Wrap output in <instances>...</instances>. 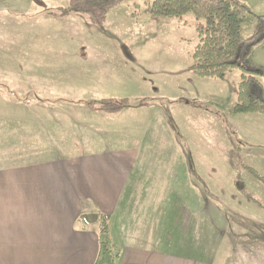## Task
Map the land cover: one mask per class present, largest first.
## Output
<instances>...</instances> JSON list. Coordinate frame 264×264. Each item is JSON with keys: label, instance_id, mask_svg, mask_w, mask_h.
<instances>
[{"label": "rangeland", "instance_id": "374dc122", "mask_svg": "<svg viewBox=\"0 0 264 264\" xmlns=\"http://www.w3.org/2000/svg\"><path fill=\"white\" fill-rule=\"evenodd\" d=\"M153 1L126 2L95 26L81 14H55L67 0H0V168L26 159L8 152L14 147L10 136L32 133L25 147L29 157L72 153L78 134L71 128L85 115L74 105L94 82L107 87L106 93L125 95L130 108L140 90L159 91L165 115L177 119L176 148L189 156L187 182L194 189L188 203L184 194L168 192L172 211L161 230L171 251L203 264H264V115L233 113L240 71L216 82L191 76L198 44L194 16H156ZM243 1L264 18V0ZM256 27V18H247L242 36ZM248 61L262 71L264 87V42ZM180 90L181 97H190V90L204 104L169 113L183 109L167 100ZM213 96L217 104L209 102ZM25 105L44 111L26 112ZM151 129L160 137L161 125Z\"/></svg>", "mask_w": 264, "mask_h": 264}, {"label": "crops", "instance_id": "0c3cea01", "mask_svg": "<svg viewBox=\"0 0 264 264\" xmlns=\"http://www.w3.org/2000/svg\"><path fill=\"white\" fill-rule=\"evenodd\" d=\"M81 91L74 111L85 115L71 128L78 134L72 153L29 157L25 147L32 133L9 137L14 147L8 152L26 159L0 168V264H95L98 226L81 219L97 215L110 218L112 240L121 250L118 264H203L171 251L162 233L172 211L168 192L184 194L188 203L194 190L187 182L189 156L176 148L177 119L162 110L160 100L166 99L148 88L140 90L137 105L106 114L99 102L125 95L106 93L96 82ZM183 91L167 99L170 107L183 109L169 113L204 104L190 90L185 92L190 97H181ZM213 97L209 102L217 104ZM154 125L162 126L160 137L154 136ZM136 129L140 137L134 136Z\"/></svg>", "mask_w": 264, "mask_h": 264}, {"label": "trees", "instance_id": "16d2710c", "mask_svg": "<svg viewBox=\"0 0 264 264\" xmlns=\"http://www.w3.org/2000/svg\"><path fill=\"white\" fill-rule=\"evenodd\" d=\"M133 0H67V7L58 8L55 14L66 18L72 14L87 16L95 26L105 24L109 13ZM151 9L156 16L182 21L192 14L198 32L193 64L189 73L197 79L224 81L237 70L241 80L237 88L235 115H264V87L259 77L262 71L248 61L254 47L264 42V18L257 17L243 0H154ZM255 17L254 33L244 38L242 24ZM129 105L128 99H104L99 109L106 114H116ZM109 216H82L85 225L98 226V256L95 264H118L121 250L112 240Z\"/></svg>", "mask_w": 264, "mask_h": 264}]
</instances>
